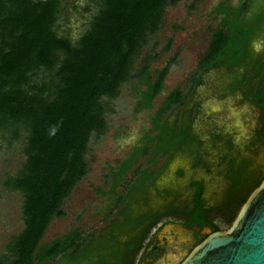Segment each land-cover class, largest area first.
Returning a JSON list of instances; mask_svg holds the SVG:
<instances>
[{
  "label": "trees",
  "instance_id": "trees-1",
  "mask_svg": "<svg viewBox=\"0 0 264 264\" xmlns=\"http://www.w3.org/2000/svg\"><path fill=\"white\" fill-rule=\"evenodd\" d=\"M86 1L84 10L92 6L95 12L72 40L58 34L64 0H0V139L9 146L21 142L25 157L14 174L0 180L4 189L21 195L23 223L6 244L0 264H117L115 253L106 252L116 246L114 241L89 251L77 230L47 243L41 240L51 220L65 216L63 201L87 174L88 143L92 135L106 133L107 106L121 86L137 80L132 88L139 112L150 110L162 92L174 60L152 77L150 64L159 57L152 50L134 69L158 33L166 8L181 0ZM212 14L219 22L211 30L200 71L230 69V90L242 87L245 99L264 112V52L257 55L251 47L254 38L264 35V0L237 5L225 0ZM170 45L168 40L165 49ZM199 82V76L193 77L192 87ZM185 97L173 90L152 119L153 130L169 133L163 153L176 144L177 135L168 122L159 125V119ZM52 126L58 128L55 135H50ZM131 166L129 162L121 172ZM115 178L110 190L114 208L120 201L114 190L123 184Z\"/></svg>",
  "mask_w": 264,
  "mask_h": 264
},
{
  "label": "rangeland",
  "instance_id": "rangeland-1",
  "mask_svg": "<svg viewBox=\"0 0 264 264\" xmlns=\"http://www.w3.org/2000/svg\"><path fill=\"white\" fill-rule=\"evenodd\" d=\"M224 1L181 0L175 6L166 8L158 33L149 39L134 69L136 72L140 68L141 59L152 53V50L159 53V57L152 61L149 67L152 77L156 70H163L170 61L174 60L164 79L162 92L152 101L150 110L139 112L136 110L137 99L132 88L137 80L121 86L118 97L110 101L107 106L106 133L99 138L92 135L88 143V151L85 155L87 174L63 201L61 208L65 216L51 220L41 244L74 230L84 237L88 233L97 232L105 225L114 207L111 206L108 195L103 193L111 190L113 179L118 176V171L115 169L135 148L143 151L146 146L144 143L146 133L152 131V117L157 114L162 101L175 89L186 96L185 104L181 111L165 112L161 116V122L167 121L169 124L178 125L182 115L197 114L198 123L194 125V134L197 140L202 141L200 150L210 153L206 160L212 165L217 164L223 154V148H211L214 134L232 142L230 155L249 163L250 168L246 173L248 179L257 177L264 163V140L262 142L254 140V132L258 128L255 111L239 90L231 91L228 88L231 74L224 68H217L204 74L203 82L196 92L191 85L192 78L199 74L200 59L208 50L211 30H214L219 22L212 12ZM228 2L230 5H237L240 0H228ZM87 5L86 0H64L58 20L60 36H69L72 40H76L82 34L85 25L95 12L92 6H89L90 11L86 12L84 8ZM257 39H264V35L254 38L251 47L252 42ZM168 40H171V45L166 50ZM168 134V131L163 130L154 135L159 136L167 144L168 140L165 137ZM194 146V143L188 144L187 148L189 151L192 150L190 154L182 153L176 158L169 171L157 182V189L167 188L182 194L186 192L193 172L176 179L173 174L178 166L185 168L188 165V161L196 151ZM24 159L21 142L9 146L0 139V180L14 174ZM148 160V155H141L125 173L123 184L117 188L125 195L130 194V200L142 199V196L132 191L131 187L136 183L141 169L148 167ZM162 163L163 159H159L158 165ZM213 169L214 173L208 179V199L220 198L223 195L219 169H216L215 165ZM151 192L152 198H155L153 189ZM215 192H217L216 196H214ZM21 205L22 197L19 193L7 191L0 185V256L7 253L5 246L11 237L17 235L23 228ZM130 208L132 212L138 209L144 210L143 207Z\"/></svg>",
  "mask_w": 264,
  "mask_h": 264
},
{
  "label": "flooded vegetation",
  "instance_id": "flooded-vegetation-1",
  "mask_svg": "<svg viewBox=\"0 0 264 264\" xmlns=\"http://www.w3.org/2000/svg\"><path fill=\"white\" fill-rule=\"evenodd\" d=\"M218 68H224L231 74V80L228 84L230 89L233 81L230 69L225 67ZM215 69L217 68L201 71L199 69L197 76L200 77V82L194 86V92L202 84L204 74ZM233 70H237V68ZM235 90H239L245 99V91L242 87L235 88ZM178 93H180L179 90ZM247 101L255 111L256 123L258 124V128L254 132V140L262 142L264 140V112L254 102ZM165 103L166 98L162 101L158 111L164 107ZM184 104L185 100L179 105H173L170 110H173V112L181 111ZM165 122L167 121L161 122L160 117L159 125ZM196 122L198 123L197 114L188 113V115L181 116L178 125L171 123L170 127L177 135V142L165 153H163L166 146L165 142L159 136L154 135L156 132H161V130H153L152 123V131L146 133V136L153 140L145 139L144 143L146 146L143 151L141 152L140 148H135L127 159L122 161L115 169L118 171V178L123 182L125 173L132 168L135 161L141 155L149 156L148 167L141 169L136 183L131 187V189L133 188L132 191L142 196V199L135 198L130 200V194L125 195L118 191L117 188L119 187L115 188L114 197L120 201L116 204L113 213L107 217V221L101 229L95 233H88L83 237L84 248L88 247L89 251H93V245L95 244L103 243L109 245L114 241L116 246L113 250L106 249L107 253L110 251L115 253L113 262L117 264H151V250H157V232L165 228L198 227L200 222L210 224L214 232L224 231L229 228L241 205L262 180L264 163L257 177L251 180L248 179L246 173L250 168L248 166L249 163L230 155L231 141L221 139L220 136L213 134L211 148H223V154L219 157L217 164H210L206 160L210 153L200 150L202 141L197 140L194 134ZM189 143L195 144L193 147L196 149L195 154L188 161V165L185 168L178 166L173 174L176 179L193 172V176L188 181L186 192L182 194L172 189H157V182L169 171L176 158L182 153L192 151L187 148ZM159 159H163V163L160 166L158 165ZM129 162H132L131 168L122 173L121 170ZM214 165L216 169H219V181L223 183V195L220 198L208 199V179L214 173ZM241 167L245 168L244 173L240 172ZM152 189L155 193V198H152ZM103 194L108 195L110 201V191ZM216 194L217 192L214 193V196ZM131 206L143 207L144 210L139 211L138 209L132 212Z\"/></svg>",
  "mask_w": 264,
  "mask_h": 264
},
{
  "label": "water",
  "instance_id": "water-1",
  "mask_svg": "<svg viewBox=\"0 0 264 264\" xmlns=\"http://www.w3.org/2000/svg\"><path fill=\"white\" fill-rule=\"evenodd\" d=\"M151 264H264V176L228 229L200 222L157 232Z\"/></svg>",
  "mask_w": 264,
  "mask_h": 264
},
{
  "label": "clouds",
  "instance_id": "clouds-1",
  "mask_svg": "<svg viewBox=\"0 0 264 264\" xmlns=\"http://www.w3.org/2000/svg\"><path fill=\"white\" fill-rule=\"evenodd\" d=\"M252 50L257 55L264 52V39H257L252 42ZM58 131V128L56 126H52L50 135H55V133Z\"/></svg>",
  "mask_w": 264,
  "mask_h": 264
}]
</instances>
